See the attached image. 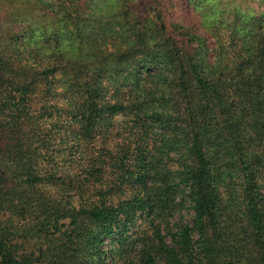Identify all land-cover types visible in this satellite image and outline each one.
I'll return each mask as SVG.
<instances>
[{
    "label": "trees",
    "instance_id": "trees-1",
    "mask_svg": "<svg viewBox=\"0 0 264 264\" xmlns=\"http://www.w3.org/2000/svg\"><path fill=\"white\" fill-rule=\"evenodd\" d=\"M250 5L0 0V264H264Z\"/></svg>",
    "mask_w": 264,
    "mask_h": 264
},
{
    "label": "rangeland",
    "instance_id": "rangeland-1",
    "mask_svg": "<svg viewBox=\"0 0 264 264\" xmlns=\"http://www.w3.org/2000/svg\"><path fill=\"white\" fill-rule=\"evenodd\" d=\"M247 1L248 4H251L250 6L253 7L254 9L256 8H261L264 10V0H245V2ZM179 198H176V201H178ZM189 204L187 203L185 205V208L182 210V212H180V209H176L174 211V215L171 217L170 220H172V222H178L179 218H181L180 216L182 215V218L191 223V216L190 214L192 213V210H187L188 208H190L188 206ZM180 205H178L179 207ZM112 264H121V263H112Z\"/></svg>",
    "mask_w": 264,
    "mask_h": 264
}]
</instances>
